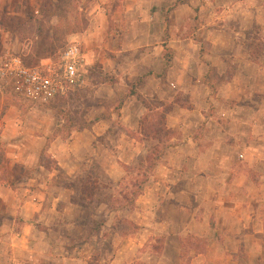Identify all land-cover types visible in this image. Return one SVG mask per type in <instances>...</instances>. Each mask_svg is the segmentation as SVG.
I'll use <instances>...</instances> for the list:
<instances>
[{"label": "rangeland", "instance_id": "1", "mask_svg": "<svg viewBox=\"0 0 264 264\" xmlns=\"http://www.w3.org/2000/svg\"><path fill=\"white\" fill-rule=\"evenodd\" d=\"M110 3H99V0H0V60L12 55L27 66H40L48 60L55 63L68 44L76 43L86 61L85 56L95 52H89L79 33L95 22L99 23L96 19L100 10L108 12L115 6L121 11L130 6L128 3L117 6ZM206 6V19L200 20L198 15L188 18L184 12L188 37L199 41L195 34L198 24L211 21V11L220 14V22L224 25L226 21L225 26L236 32L221 37L226 38L228 45L219 51L211 53L210 43L201 42L202 50L208 54L205 60L211 64L209 59L214 60L211 57L218 55L221 58L219 64L215 62L216 65L209 66L205 73L204 82L213 88V94H203L193 100L176 95L170 104H164L156 113H145L136 133L121 129L123 118L119 111L124 95L99 97L98 89L87 86L88 74L84 87L54 101L23 100L8 88L0 93V119L12 109L14 122L27 120V126L33 130L30 132L35 133L36 124L40 122L47 131L63 138L74 124L86 125L104 119L114 127L97 138L101 146L93 144L90 160L75 171L73 178L62 180L73 187L72 201L87 208L79 217L73 215L76 219L74 227L59 229L64 237L74 239L65 245L69 254L79 259L73 264H109L121 247V241L128 239L136 240L139 251L161 255L162 239L176 226L170 227L166 222L176 224V221L198 219L208 221L211 228L216 219L239 222V212H230L228 200L231 205L233 203V208L234 204L243 206L235 207V210L239 208L240 217L250 218L252 228L258 230L261 223L264 225V81L253 71L250 82L239 78L234 86L222 88V81H230L236 70H245L243 64L238 69L234 58L241 59L244 55L255 65L264 62V0H217L212 6ZM226 13L233 18H227ZM170 23L176 26L173 20ZM94 73L93 79L98 82L103 71L97 67ZM194 107V114H184L180 110H193ZM40 109H45L46 114L38 116ZM168 112L171 120H168ZM186 115L188 120L192 117L188 136L193 138L194 145L183 138L178 140L173 129L176 120L186 118ZM0 125L1 135L5 128L1 120ZM132 138L142 141L141 145L132 146ZM178 142L186 147L175 148ZM4 150L0 146V163ZM183 156L191 159L189 164H184ZM198 158H203L202 163ZM160 163L173 171L168 173L169 177L152 175L153 168ZM183 185L198 191L178 195L177 191ZM256 187L262 190V196L258 195ZM180 200L187 204V209L179 207L177 201ZM205 229L206 237H187L181 242V249L184 252L193 249L196 253L218 251L230 254L234 251L232 261L236 264H248L249 260L243 258V254L260 249L257 245L260 240L253 241L252 230H249L252 241L247 244L248 249L243 243L222 242V237H218L217 242H210ZM262 246L264 249V243ZM123 248L121 262L146 264L145 257H140L143 259L137 263H129L131 252L136 248L127 245ZM1 249L5 251L0 244ZM5 256L0 259V264H9ZM184 261L189 263L190 258H184ZM250 261L252 264L258 262L253 258Z\"/></svg>", "mask_w": 264, "mask_h": 264}, {"label": "crops", "instance_id": "2", "mask_svg": "<svg viewBox=\"0 0 264 264\" xmlns=\"http://www.w3.org/2000/svg\"><path fill=\"white\" fill-rule=\"evenodd\" d=\"M216 1L99 0V3L111 2L110 4L116 6L118 3L130 4L126 10L120 11L115 6L108 12L100 10L96 19L99 23L95 22L79 33L89 52H95L85 56L87 86L98 89L99 97L111 98L120 93L124 95L119 111L123 118L122 130L138 132L141 128L139 120L145 113H156L164 104H170L178 94L190 100L201 98L203 94H213V88L204 82L205 73L209 66L219 64L221 58L218 55L211 57L214 60L209 59L213 63L210 64L205 60L208 54L202 50L201 42L210 43L212 53L228 45L226 38L221 37L231 36L236 32L225 26L226 21L224 25L220 22V14L211 11V21L198 24L195 34L196 38H200L199 41L193 40L186 35L188 28L184 25L183 14L186 11L188 18L198 15L200 20L206 19V4L212 6ZM226 14L227 18H233L230 13ZM170 20L176 26H171ZM166 50L172 54V58L167 56ZM242 56L241 59L234 58V61L238 69L243 64L245 70H236L230 81H222V88L234 86L239 78L250 82L253 71L264 81V62L255 65L253 61ZM47 62L49 60L42 64ZM97 67L103 71L102 76L99 74L101 77L98 82L93 79ZM195 109L180 110L184 114H194ZM169 113H166L169 118L167 119L171 120ZM45 114V109L37 110L38 116ZM12 115L10 109L0 119L5 127L0 135V146L5 149L3 161L0 163V244L5 247V251L0 250V259L6 255L9 264H73L79 259L74 254H69L65 245L74 242V239L64 237L59 229L64 226L67 229L74 227L76 219L73 217L87 208L71 202L73 187L62 180L69 181L73 178L75 171L90 160L93 144L101 146L97 138L114 127L104 119L88 122L86 125L74 124L70 133L63 138L47 131L43 122L36 124L35 133L30 132L33 130L27 126V120L23 122L18 119L16 124ZM187 117L188 115L186 118H178L173 131L177 132L178 140L183 138L188 144L190 142L194 145L193 138L188 136L191 134L192 117L190 116V120ZM141 142L139 139H131L132 146L138 147ZM179 147L183 149L186 145L178 142L175 148ZM182 158L184 164L190 163L191 159L185 156ZM202 159L198 158V162L202 163ZM214 161L215 159L212 160ZM168 173L173 171L164 163L155 165L152 171L153 176L161 178L169 177ZM255 189L262 196V190L259 187ZM187 191L195 194L198 190L191 186L187 189L183 185L177 194H187ZM177 203L181 205L180 208L187 209L185 202L180 200ZM228 203L230 212H239V222L216 219L212 228L208 221L198 219L176 221V224L166 222L170 227L176 226L162 239L161 255L139 251L140 246H136V240L128 239L121 241V247L116 250L109 264H125L120 257L126 245L128 248H136L131 252L132 261L129 263H137L143 259L140 257H145L146 264H236L232 261L236 254L234 251L230 254L218 251L196 253L193 249L186 252L181 249V242H185L187 237H206L205 228L210 242H217V238L222 237V242L243 243L248 249L250 246L247 244L252 241L249 230H252L253 241L260 240V244H257L260 249L258 252L248 250L243 258L249 260L248 264H252L251 258L258 260L257 264H264V225L261 223L260 228L255 230L251 227L250 218L246 215L240 217L239 208L235 210V207L243 206L234 204L233 208L231 200ZM184 258H190V262L187 263Z\"/></svg>", "mask_w": 264, "mask_h": 264}, {"label": "built area", "instance_id": "3", "mask_svg": "<svg viewBox=\"0 0 264 264\" xmlns=\"http://www.w3.org/2000/svg\"><path fill=\"white\" fill-rule=\"evenodd\" d=\"M86 82L85 59L76 43L68 44L55 63L27 66L12 55L0 60V93L8 88L23 100L49 102L84 87Z\"/></svg>", "mask_w": 264, "mask_h": 264}, {"label": "trees", "instance_id": "4", "mask_svg": "<svg viewBox=\"0 0 264 264\" xmlns=\"http://www.w3.org/2000/svg\"><path fill=\"white\" fill-rule=\"evenodd\" d=\"M71 187H72V186H71ZM70 200H71L72 203H74V202L72 201V198H71ZM74 204H75V203H74Z\"/></svg>", "mask_w": 264, "mask_h": 264}]
</instances>
